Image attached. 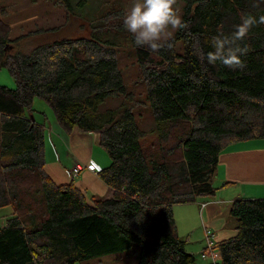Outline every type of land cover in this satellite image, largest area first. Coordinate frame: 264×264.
Returning <instances> with one entry per match:
<instances>
[{"label":"trees","instance_id":"trees-1","mask_svg":"<svg viewBox=\"0 0 264 264\" xmlns=\"http://www.w3.org/2000/svg\"><path fill=\"white\" fill-rule=\"evenodd\" d=\"M56 1L68 12L75 6ZM181 1L187 27L174 33L171 47L152 52L129 36L154 119L148 132L134 115L146 103L127 89L116 43L100 37L117 14L110 24L91 23L90 37H59L15 53L8 52L11 28L0 20V67L16 82L15 89L0 85V209L12 208L0 227V264H131L134 247L135 264H195L176 232L173 206L213 197L221 152L264 139V24L237 42L247 49L242 69L202 56L242 14L264 15V0ZM35 98L64 132L97 134L110 158L97 174L111 198L88 196L73 180L57 184L46 173L44 126L29 118ZM107 98L121 103L99 110ZM152 131L154 142L147 140ZM229 215L236 233L215 242L218 264H264V198L235 199Z\"/></svg>","mask_w":264,"mask_h":264},{"label":"rangeland","instance_id":"rangeland-1","mask_svg":"<svg viewBox=\"0 0 264 264\" xmlns=\"http://www.w3.org/2000/svg\"><path fill=\"white\" fill-rule=\"evenodd\" d=\"M68 2L69 4L73 2L75 5L69 12L64 4H59L56 0H0V20L10 26V40H14L8 52L15 53L18 50H29L33 46L44 44L59 37H90L92 35L91 23L110 24L115 14H117V21L114 20L112 24L116 30L120 31H113L112 28L114 27H112L109 31L102 32L100 37L116 43L118 63L127 89L134 94L135 99L146 103V105L137 107L134 110L136 121L141 130L145 132L150 131L154 128V119L147 106L134 48L130 44L129 36L131 34L124 29L122 23L123 16L131 7L133 0H68ZM183 6L184 3L181 0H175L174 8L181 17ZM22 36L23 38L17 41ZM0 85L9 89H15L16 87L15 79L6 67H0ZM120 103V98H107L99 106V110L105 111L116 108ZM33 109L35 111L33 113L34 117L42 116L46 125L50 121L56 122L52 109L42 99H34ZM86 136L90 144L92 138H90V135ZM155 138L156 135L153 131L147 135V140L150 142H154ZM91 145L94 147V156L102 157L110 164V158L106 151L98 143L92 141ZM50 159V155L46 153L45 161L48 162ZM213 185L216 188L213 197L200 199L195 204L185 203L177 207L173 206L176 232L179 237L185 240L186 251L194 254L196 258L195 264H198L197 262H200L202 259H200V252L198 253L199 246L205 247L206 245L204 241L206 240L205 230L203 229L202 217L200 216V203L205 201L210 202L213 199L207 209H216L220 206L217 207L219 203H214L217 202L215 200L227 197L228 194L234 193L233 189L236 188L232 186L222 189L221 184H216L214 179ZM221 204H226V201ZM220 209V214L223 215L224 208L221 207ZM11 213L12 208L9 206L0 209V227L4 225L6 217ZM227 217L235 224V220L229 214H227ZM136 252L137 248L134 247L128 253V263L132 264L133 262L135 264ZM108 261H110V258L102 260L101 264H108ZM202 261L204 262L203 264H210L209 261H204L203 259ZM116 262L119 263L120 260L116 259Z\"/></svg>","mask_w":264,"mask_h":264},{"label":"crops","instance_id":"crops-1","mask_svg":"<svg viewBox=\"0 0 264 264\" xmlns=\"http://www.w3.org/2000/svg\"><path fill=\"white\" fill-rule=\"evenodd\" d=\"M35 121L44 126L45 156L48 153L51 157L45 163L44 169L50 178L57 184H68L73 180L88 196L92 195L102 199L111 198L113 191L99 178L96 172L85 168L77 176L71 177L68 174V170L75 164H87L92 161L100 169L109 165L107 160L95 157L93 154L94 147L91 142L98 143L97 134H90L92 140L89 144L86 136L89 134L78 130L66 133L57 122L50 121L46 125L42 116L35 118ZM213 179L216 184H221L222 189L236 187L233 189L234 193L215 200L217 202L214 203H219L217 207L220 206L216 209H207L213 199L210 202L200 203V216L205 236L207 233H213L217 242L232 237L236 233L234 222L227 217L231 203L235 199L264 198V139H251L228 146L219 155ZM203 198L192 203H198L197 201ZM225 201L226 204H221ZM203 204L205 205L203 206ZM180 205L183 204H177L174 207ZM221 207L224 208L223 215L220 214ZM203 249L204 247L200 245L198 253L201 254ZM201 261L197 263L203 264L204 262Z\"/></svg>","mask_w":264,"mask_h":264},{"label":"clouds","instance_id":"clouds-1","mask_svg":"<svg viewBox=\"0 0 264 264\" xmlns=\"http://www.w3.org/2000/svg\"><path fill=\"white\" fill-rule=\"evenodd\" d=\"M174 4L175 0H133L122 23L131 34L135 47L158 52L165 46H172L170 41L174 33L187 27ZM259 24H264V15L242 14L229 35L213 37L212 51L202 56V59L206 58L209 64L219 62L233 70L242 69L244 63L240 57L245 55L247 49L239 47L237 42L243 41Z\"/></svg>","mask_w":264,"mask_h":264},{"label":"built area","instance_id":"built-area-1","mask_svg":"<svg viewBox=\"0 0 264 264\" xmlns=\"http://www.w3.org/2000/svg\"><path fill=\"white\" fill-rule=\"evenodd\" d=\"M88 169L93 172H98L100 170V167L95 164L94 162L90 161L87 164H75L70 170H68V174L71 177L77 176L79 172L83 169ZM205 204H203L204 206ZM206 249L205 251L201 254V258L203 260H208L210 264H218L219 260V253L216 249H214L215 245V238L213 233H207L206 236Z\"/></svg>","mask_w":264,"mask_h":264},{"label":"water","instance_id":"water-1","mask_svg":"<svg viewBox=\"0 0 264 264\" xmlns=\"http://www.w3.org/2000/svg\"><path fill=\"white\" fill-rule=\"evenodd\" d=\"M29 118H30V120H31V124L33 125V123H34V116L31 114V115H29Z\"/></svg>","mask_w":264,"mask_h":264}]
</instances>
